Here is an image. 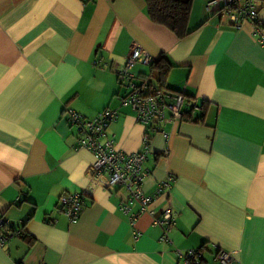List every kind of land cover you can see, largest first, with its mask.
<instances>
[{"label": "crops", "instance_id": "crops-1", "mask_svg": "<svg viewBox=\"0 0 264 264\" xmlns=\"http://www.w3.org/2000/svg\"><path fill=\"white\" fill-rule=\"evenodd\" d=\"M193 0L189 34L178 37L147 14L146 0H0V218L13 234L0 264H264V0L260 31L212 14ZM151 56L139 80L182 93L180 118L159 130L136 119L118 71L132 47ZM153 61L167 67L160 85ZM115 112L106 137L124 152L143 147L141 189L155 196L135 222L120 210L126 190L97 187L72 221L59 203L89 183L93 153L79 124ZM174 222L162 240L165 209ZM136 230L139 235L134 236ZM26 235V236H25ZM197 249L201 258L177 259Z\"/></svg>", "mask_w": 264, "mask_h": 264}, {"label": "built area", "instance_id": "built-area-1", "mask_svg": "<svg viewBox=\"0 0 264 264\" xmlns=\"http://www.w3.org/2000/svg\"><path fill=\"white\" fill-rule=\"evenodd\" d=\"M258 0H210L206 9L212 14L224 16L232 26L239 28L244 21L250 22L254 28L260 31L261 22L258 19ZM264 44V39L259 38ZM151 56L138 46L132 47L125 64L119 70L118 78L125 84L127 93L122 104H130L136 111V119L150 131L159 130V123L166 120V110L175 118H180V109L183 104L182 93L171 95L160 90L154 85L150 78L139 80L132 71L136 63L149 64ZM68 118L72 123L80 125L81 133L78 139V146L89 149L94 156V161L89 168V183L81 192L76 194L63 195L59 203L64 208L65 214L70 220L75 221L83 205L84 199L90 197L97 187L107 190L123 188L128 192L127 196L120 203V210L128 214L129 223L135 222L137 214L131 211V204L138 203V211L148 212L155 196L160 195L162 188L169 185L172 178L159 184L154 195L147 196L141 189V184L148 171L143 169V162L149 152L150 133L145 131L143 135V147L139 151L124 152L117 149L111 140L106 137V129L115 118V112L104 110L92 119H83L76 112L70 111ZM174 222V213L170 208L165 209L162 217L154 221L155 224L163 225L164 232L162 240L167 239V231ZM15 233L6 230L5 221L0 218V247ZM134 236L139 233L134 230ZM202 254L197 249L187 251L177 250V259L190 260L201 258ZM231 254L218 250L215 254L220 264H227Z\"/></svg>", "mask_w": 264, "mask_h": 264}, {"label": "trees", "instance_id": "trees-1", "mask_svg": "<svg viewBox=\"0 0 264 264\" xmlns=\"http://www.w3.org/2000/svg\"><path fill=\"white\" fill-rule=\"evenodd\" d=\"M193 0H146L147 14L151 21L164 25L178 37L189 34L188 20ZM167 67L153 61L151 71L160 85H164ZM26 236V235H25Z\"/></svg>", "mask_w": 264, "mask_h": 264}, {"label": "rangeland", "instance_id": "rangeland-1", "mask_svg": "<svg viewBox=\"0 0 264 264\" xmlns=\"http://www.w3.org/2000/svg\"><path fill=\"white\" fill-rule=\"evenodd\" d=\"M136 64H138V63H136Z\"/></svg>", "mask_w": 264, "mask_h": 264}]
</instances>
